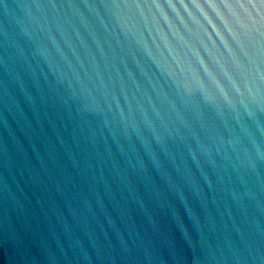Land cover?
Wrapping results in <instances>:
<instances>
[{"label":"water","instance_id":"water-1","mask_svg":"<svg viewBox=\"0 0 264 264\" xmlns=\"http://www.w3.org/2000/svg\"><path fill=\"white\" fill-rule=\"evenodd\" d=\"M0 264H264V0H0Z\"/></svg>","mask_w":264,"mask_h":264}]
</instances>
